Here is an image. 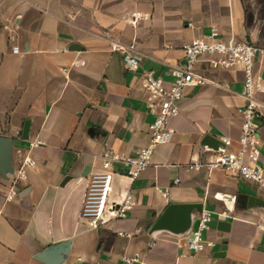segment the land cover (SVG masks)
I'll return each instance as SVG.
<instances>
[{"label": "crops", "instance_id": "crops-1", "mask_svg": "<svg viewBox=\"0 0 264 264\" xmlns=\"http://www.w3.org/2000/svg\"><path fill=\"white\" fill-rule=\"evenodd\" d=\"M212 28L264 48V0H0V264H46L38 254L62 242L55 264H263L264 190L188 168L237 147L238 69L203 70L207 81L185 89L170 120L172 141L136 180L124 169L114 176L113 191L130 188L137 201L125 219L92 228L80 216L103 153L133 156L149 143L155 115L142 74L171 81L181 44ZM132 44L137 73L125 67ZM255 73L264 82V59ZM255 100L264 111V92ZM260 138L264 168V127ZM198 204L212 212L210 245L189 253L180 241L196 228Z\"/></svg>", "mask_w": 264, "mask_h": 264}, {"label": "built area", "instance_id": "built-area-1", "mask_svg": "<svg viewBox=\"0 0 264 264\" xmlns=\"http://www.w3.org/2000/svg\"><path fill=\"white\" fill-rule=\"evenodd\" d=\"M123 50L127 53L126 69L133 73L139 72V52L136 46L132 44ZM180 51L183 62L169 66L171 81L161 79L153 71L142 74V87L147 94L145 104L155 115L153 123L149 126L150 140L147 146L139 149L133 156L113 150L105 151L101 156L100 170L90 175L80 212L81 218L90 227L100 228L123 220L136 206L137 201L132 189L118 193L113 191L114 176L121 174L124 169L126 176L132 181L136 180L149 165L155 148L172 141L174 130L169 125L170 120L180 113L179 104L185 89L207 81L202 73L205 69H238L243 72L241 95L245 105L241 112L240 135L236 140L235 149L217 151L207 162L200 158L193 159L188 168L205 167L209 171L219 169L233 178L251 182L264 190L260 138V130L264 127V111L255 100L257 93L264 92L263 79L255 73L256 61L264 59V48L246 40L226 38L217 28H212L207 34L183 42ZM220 142L225 148L234 146V141L227 137L221 138ZM41 144V140H36L31 142L30 146ZM22 174L21 172L20 175ZM17 195L18 191L12 188L7 199L11 200ZM211 219L212 212L202 208L196 228L191 235L180 241V248L189 253H197L210 245L203 234L209 229ZM262 228L264 229V226ZM118 233L123 235V232ZM133 261L134 259L126 260V263L132 264Z\"/></svg>", "mask_w": 264, "mask_h": 264}, {"label": "water", "instance_id": "water-1", "mask_svg": "<svg viewBox=\"0 0 264 264\" xmlns=\"http://www.w3.org/2000/svg\"><path fill=\"white\" fill-rule=\"evenodd\" d=\"M175 207V205H170L165 214L169 211H171L173 208ZM197 211H201L202 210V206L200 204L195 205ZM163 218L161 217L159 219V222L162 220ZM158 222V223H159ZM68 243L62 242V243H57L54 244L48 248H46L45 250H43L42 252H40L37 256V258L39 260H41L42 262L46 263V264H55L56 261L60 258V256L64 253V251L66 250Z\"/></svg>", "mask_w": 264, "mask_h": 264}]
</instances>
